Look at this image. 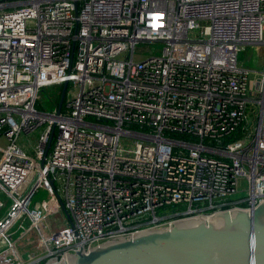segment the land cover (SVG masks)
I'll return each instance as SVG.
<instances>
[{"label":"built area","instance_id":"1","mask_svg":"<svg viewBox=\"0 0 264 264\" xmlns=\"http://www.w3.org/2000/svg\"><path fill=\"white\" fill-rule=\"evenodd\" d=\"M257 44L264 0H0V252L56 264L264 201V70L237 59ZM64 81L60 111L39 110Z\"/></svg>","mask_w":264,"mask_h":264},{"label":"water","instance_id":"2","mask_svg":"<svg viewBox=\"0 0 264 264\" xmlns=\"http://www.w3.org/2000/svg\"><path fill=\"white\" fill-rule=\"evenodd\" d=\"M67 83L60 86L58 112ZM56 264H264V201L106 240Z\"/></svg>","mask_w":264,"mask_h":264},{"label":"rangeland","instance_id":"3","mask_svg":"<svg viewBox=\"0 0 264 264\" xmlns=\"http://www.w3.org/2000/svg\"><path fill=\"white\" fill-rule=\"evenodd\" d=\"M141 46L144 47V50L147 49L149 51H154L158 53L159 49L162 47V44L147 43ZM135 57L137 58L138 56L136 55ZM237 59H238V64L241 67L250 65L258 69H261V67H263V62H264V44L245 46L244 49L238 53ZM60 89L61 87L58 85H51L42 88L36 100V107L42 111L52 110L54 108V104L56 103L59 97ZM30 137H35V132L31 134ZM5 142L6 141L4 140V138L0 136V145H4ZM120 144H123L122 139L120 141ZM128 147H131V145H129ZM243 194L244 193H241V195ZM47 197H48L47 192L44 189L39 188L38 191L33 196L32 202L46 199ZM232 198H238V195H234L232 196ZM176 207L177 206H175V208ZM169 210L170 208H166V211ZM15 227L12 230H14ZM39 227L41 232L45 236L49 234V229L46 220H42L39 223ZM19 233L20 232H16L15 234H13V238H16V236ZM39 245H40V240L38 234L35 231H30L26 236H24L20 241H18L16 247L20 252L25 250L36 251L39 250ZM15 262H20V260H17L15 253L9 250V248L4 249L0 252V264H15Z\"/></svg>","mask_w":264,"mask_h":264},{"label":"crops","instance_id":"4","mask_svg":"<svg viewBox=\"0 0 264 264\" xmlns=\"http://www.w3.org/2000/svg\"><path fill=\"white\" fill-rule=\"evenodd\" d=\"M245 68L251 69V70H257V71H263L264 70V62H263V67H261V69H258L256 67L250 66V65H246L244 66Z\"/></svg>","mask_w":264,"mask_h":264},{"label":"trees","instance_id":"5","mask_svg":"<svg viewBox=\"0 0 264 264\" xmlns=\"http://www.w3.org/2000/svg\"><path fill=\"white\" fill-rule=\"evenodd\" d=\"M229 138H231V137H229ZM169 208H170V210H169L170 212H174L176 209L175 206H170Z\"/></svg>","mask_w":264,"mask_h":264},{"label":"bare ground","instance_id":"6","mask_svg":"<svg viewBox=\"0 0 264 264\" xmlns=\"http://www.w3.org/2000/svg\"><path fill=\"white\" fill-rule=\"evenodd\" d=\"M200 217H206V216H196V218H200Z\"/></svg>","mask_w":264,"mask_h":264}]
</instances>
